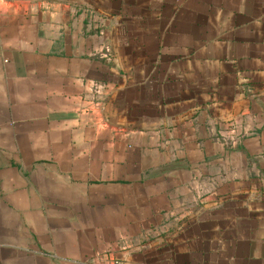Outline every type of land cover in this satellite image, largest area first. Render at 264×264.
<instances>
[{
  "label": "crops",
  "instance_id": "crops-1",
  "mask_svg": "<svg viewBox=\"0 0 264 264\" xmlns=\"http://www.w3.org/2000/svg\"><path fill=\"white\" fill-rule=\"evenodd\" d=\"M118 261L264 264V0H0V264Z\"/></svg>",
  "mask_w": 264,
  "mask_h": 264
},
{
  "label": "built area",
  "instance_id": "built-area-1",
  "mask_svg": "<svg viewBox=\"0 0 264 264\" xmlns=\"http://www.w3.org/2000/svg\"><path fill=\"white\" fill-rule=\"evenodd\" d=\"M104 51H105L106 57L110 58V56H111V54H110V52H111L110 48L106 47ZM115 264H122V263L120 261H118Z\"/></svg>",
  "mask_w": 264,
  "mask_h": 264
}]
</instances>
